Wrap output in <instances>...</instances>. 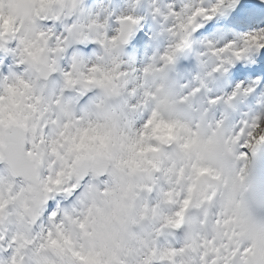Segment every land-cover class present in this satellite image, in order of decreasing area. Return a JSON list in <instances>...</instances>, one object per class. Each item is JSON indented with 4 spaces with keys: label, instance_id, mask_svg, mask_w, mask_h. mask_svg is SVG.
<instances>
[{
    "label": "clouds",
    "instance_id": "1",
    "mask_svg": "<svg viewBox=\"0 0 264 264\" xmlns=\"http://www.w3.org/2000/svg\"><path fill=\"white\" fill-rule=\"evenodd\" d=\"M211 2L4 0L0 4V124L27 129L25 143L33 152L28 165L37 176L30 190L0 208V244L5 249L10 243L13 250L20 247L12 241L17 234L39 244L50 229L55 231L53 225L62 215L50 219V202L61 214L81 208L84 185L72 191L76 167L103 154L116 166L122 187L108 208L116 216L106 228L109 237L93 241L98 247L103 243L127 264H137L153 239L179 246L214 235L217 207L204 199L214 181L205 173L189 192L188 177L195 176L191 164L215 155L230 167L235 162L224 156L225 147L239 153L245 142L255 146L264 137V69L255 78L234 81L238 64L259 68L258 52L237 59L233 53L242 45L231 29L197 35L199 30L189 19L194 9ZM224 4L227 7L228 0ZM193 23L204 26L208 21L196 18ZM145 28L147 40L133 45ZM234 40L236 44L229 46ZM92 104L103 108L94 109ZM105 112L113 118L110 128L102 126ZM64 123L68 127L53 144ZM209 139L214 144L209 145ZM247 151V198L255 214L264 217V148L258 147L255 155L252 149ZM189 195L186 215L175 217ZM8 196L5 191V199ZM169 215L181 227L166 225ZM56 239L59 247H67ZM33 251L21 248L18 264H34ZM6 255L0 253V259ZM48 255L56 264H67L54 252ZM187 259L195 264L196 254Z\"/></svg>",
    "mask_w": 264,
    "mask_h": 264
},
{
    "label": "snow or ice",
    "instance_id": "2",
    "mask_svg": "<svg viewBox=\"0 0 264 264\" xmlns=\"http://www.w3.org/2000/svg\"><path fill=\"white\" fill-rule=\"evenodd\" d=\"M3 3L4 0H0V4ZM239 4L240 0H228V6L225 7L224 0H212L208 7L201 5L193 10L189 24L200 30L203 25L193 23V20L200 18L212 21L218 16L228 15ZM236 38L242 45L233 53L237 59L253 50L258 53L264 50V27L237 32ZM235 44V40L229 42V46ZM37 100L39 101V98ZM92 107L99 110L103 108V104H92ZM64 114L71 119L67 109L64 110ZM156 115L157 112L153 111L152 116ZM102 119L104 121L102 126L110 128L113 119L111 114L105 112ZM151 123L152 120H148V124ZM67 127V123L61 125V130L55 133L51 141L53 144L57 143L56 137L63 136ZM26 132V128L22 132L14 124H0V208L15 202L19 193L30 190L31 182L37 180L34 169L28 165V159L33 156V152L25 143ZM254 143L255 146L252 142H245L239 153L234 152L231 147H225L224 156L235 162L230 167L226 168L223 160L215 155H211L206 162L191 164L195 176L188 177L189 192L205 173H210L214 181L209 184V191L204 196L206 201L217 207L214 235L179 246L163 245L159 239H153L146 244L147 251L137 264H193V261L187 259L190 253L196 254L195 264H264V217L255 214L247 198L250 191L247 149H252L255 155L258 147L264 148V137ZM208 144H214V140L209 139ZM16 181L21 183L17 185ZM82 184L84 194L79 201L81 208L75 211L65 210L62 214L57 210L50 211V219H60L61 215L62 219L53 225L55 231L50 229L39 244L24 234L12 237L13 242L20 243V247L15 250L11 243L7 249L0 244V253L8 254L6 258L0 259V264H18L17 255L21 248L26 246L34 249V264H56L48 255L49 252H54L61 262L66 259L67 264H127L116 251H108L103 243L98 247L93 242L104 241L109 237L106 228L116 218L115 213L109 214L108 208L111 206L112 196L122 185L117 180L116 166L111 162V158L103 154L98 158L81 161L76 167V180L72 191H79ZM131 188L132 185L129 184L127 190L130 191ZM5 191L9 193L7 199L4 197ZM14 192L16 194H13ZM45 192H51V189L45 187ZM61 194L68 195L69 192ZM190 199V195L185 197L175 217L186 215ZM164 222L172 228L181 227L171 215L166 216ZM56 237L63 240L67 247H59Z\"/></svg>",
    "mask_w": 264,
    "mask_h": 264
},
{
    "label": "bare ground",
    "instance_id": "3",
    "mask_svg": "<svg viewBox=\"0 0 264 264\" xmlns=\"http://www.w3.org/2000/svg\"><path fill=\"white\" fill-rule=\"evenodd\" d=\"M252 3L254 4V5H256V4H258L259 2H258V0H252ZM257 10H260V9H262V10H264V5H261V6H259V7H255ZM260 27H264V23L260 26ZM259 28V27H258ZM257 28V29H258Z\"/></svg>",
    "mask_w": 264,
    "mask_h": 264
}]
</instances>
